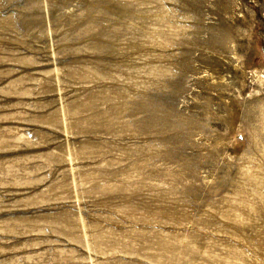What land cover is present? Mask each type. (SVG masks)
Masks as SVG:
<instances>
[{"label":"rangeland","instance_id":"rangeland-1","mask_svg":"<svg viewBox=\"0 0 264 264\" xmlns=\"http://www.w3.org/2000/svg\"><path fill=\"white\" fill-rule=\"evenodd\" d=\"M0 264H264V0H0Z\"/></svg>","mask_w":264,"mask_h":264}]
</instances>
